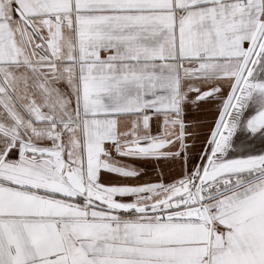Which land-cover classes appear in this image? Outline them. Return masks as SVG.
Masks as SVG:
<instances>
[{"label":"snow or ice","instance_id":"snow-or-ice-1","mask_svg":"<svg viewBox=\"0 0 264 264\" xmlns=\"http://www.w3.org/2000/svg\"><path fill=\"white\" fill-rule=\"evenodd\" d=\"M0 264H264V0H0Z\"/></svg>","mask_w":264,"mask_h":264}]
</instances>
